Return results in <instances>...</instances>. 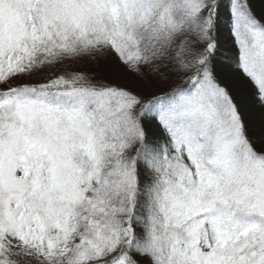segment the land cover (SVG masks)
<instances>
[{"label": "snow or ice", "instance_id": "obj_1", "mask_svg": "<svg viewBox=\"0 0 264 264\" xmlns=\"http://www.w3.org/2000/svg\"><path fill=\"white\" fill-rule=\"evenodd\" d=\"M0 264H264V0H0Z\"/></svg>", "mask_w": 264, "mask_h": 264}]
</instances>
